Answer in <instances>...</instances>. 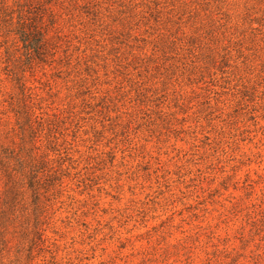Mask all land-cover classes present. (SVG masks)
<instances>
[{
    "label": "rangeland",
    "instance_id": "374dc122",
    "mask_svg": "<svg viewBox=\"0 0 264 264\" xmlns=\"http://www.w3.org/2000/svg\"><path fill=\"white\" fill-rule=\"evenodd\" d=\"M1 148L0 264H264V0H0Z\"/></svg>",
    "mask_w": 264,
    "mask_h": 264
},
{
    "label": "trees",
    "instance_id": "16d2710c",
    "mask_svg": "<svg viewBox=\"0 0 264 264\" xmlns=\"http://www.w3.org/2000/svg\"><path fill=\"white\" fill-rule=\"evenodd\" d=\"M11 152V155H3L4 153H6V150L4 148H1V153H0V173H3V176H7L9 177V180L8 181H13V183H17L16 180L14 179L15 178V174L18 172V169L15 168L14 164H18L21 166V169L22 167L23 168H26L27 166H32L34 165L33 163H31V161H26L23 157V155H21V150L14 153L13 154V150L10 151ZM2 154V155H1ZM11 156L12 157H15L16 158H13L11 159ZM12 160H15L17 161V163H12L11 161ZM35 173L32 175V177H35ZM36 185H38V181L36 180ZM13 187V186H12ZM39 186L36 187V189H38Z\"/></svg>",
    "mask_w": 264,
    "mask_h": 264
}]
</instances>
